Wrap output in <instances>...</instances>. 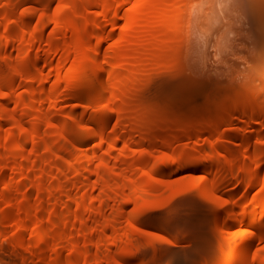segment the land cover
<instances>
[{
    "label": "bare ground",
    "instance_id": "1",
    "mask_svg": "<svg viewBox=\"0 0 264 264\" xmlns=\"http://www.w3.org/2000/svg\"><path fill=\"white\" fill-rule=\"evenodd\" d=\"M48 1L52 3L54 0ZM84 2L86 7L98 5L100 7V10L93 14L89 13L84 15L85 17L83 20H79L78 18L72 19L68 29L72 31V34H74V39H72L73 42L71 45L62 47L59 50L70 52L72 49H76L75 52L81 51L79 52L80 55H82L86 51V53H84V55H86L83 58H81L82 56L78 57V60L76 59L75 61L76 63L70 66V71L67 70L68 72L66 71V74L63 73V76L61 73V68L59 70V67L56 68V76L54 75L56 71L55 73L51 71L53 73L52 78H54L55 85L56 82H58V84L56 86L54 85V87H52L51 89L46 88L47 91L45 90V87L44 89L41 87L39 89V86L35 83V80H30L32 82L28 83L31 95L29 96L30 99L27 100V98L23 97L20 100H22L24 103H28L30 112L26 109V113H28L29 115H34V117H32V122L30 120L31 124L28 120L27 121L29 124L24 121V117L22 115L21 116L23 118L19 116L20 113H18V111L15 109V106L14 108L13 106L11 108V104L9 105L10 102L7 101L9 99L11 100L12 98L10 96V94H12V86H8L10 88V91L3 90L5 83L3 79L0 78V159L2 161V165L0 164L2 167L0 166V168L4 173V170L6 169V167L4 166L8 165L9 167L10 165L9 168L7 167L10 170L11 165H13V169L15 166L16 174L18 176L17 178V176L14 177L13 175L15 180H12L10 178V175L12 176V171H5L8 174L11 173L9 177L7 175L5 176L6 173H4V176L6 177L4 181H7V183L5 182L6 185L4 184L6 189L4 193V201L7 206L4 211V216H6L7 219H10L11 215L13 217L17 211L14 208L19 204L16 201L17 199H15L18 192L16 194H14V192L19 188L18 183L26 182V186L29 183L26 189H24L26 187H24L25 184L23 185L24 188L22 187L24 189V206L27 214V216L25 217L27 218L20 222L18 228L14 233V235L18 236V244L25 250H20L17 254H13L11 252L13 250L10 249V251L7 248V241H9V239H6L7 241H5V244L3 245L4 250H0V258L2 256H5V252L7 249V251H10V253L13 254L12 256L11 254H7L9 256V259L11 260V264H27L26 250H28L32 246H38L40 248L38 253L40 256V260L44 262L46 257L45 248L47 249V244L52 241L51 239H55L58 242L56 248L57 257L54 261H51L52 264H78V260L80 261L81 258L83 259V264H112L109 258V252L106 253L105 251V255L97 254V257H94V255L98 251L97 250L95 252V250H93V247L95 245L94 243H96V241L98 240L94 238L96 229L87 226V224L94 219L98 211L103 214V209L106 206L108 207L109 201L114 198L116 200V203L115 200L112 201H114V203L116 204V206L113 205L116 208H113V210H116L117 214L121 213L122 208L126 203L130 204V202H134L136 205L140 206L139 209L136 210V213L134 212V216L140 219V235H138V231H136V229H139L137 224L133 226L131 224V227H133L130 231L131 239L127 241L126 244L131 246L132 248H135L136 251L140 253L141 259L144 255L142 261L150 264H158L159 262H161V259L165 258V261L168 264H178L176 262L175 255L172 252V245L177 242H187L188 245L193 247L191 253L192 257L190 256L189 252H187L185 255L189 264H226V262L224 263L223 261L224 259H222V254L224 253V251H226V249H229V245H233L235 249V246H238V244H240L238 239L241 240V238L239 237L241 234L244 246H246V248L242 252V255L241 253L238 255V252L236 254L234 253L235 255L234 257H231L229 264H255L257 259H259V262H264V253H262V251L260 250V252L258 251L257 258L253 259V256L257 255V252L254 253L255 251L253 250L254 246H256V239L258 240L259 237L260 239L261 237H264V233H259L264 231V227L260 226L258 228L262 229V231H250V228L247 229L246 226L245 228L247 230L245 229L246 231L241 232L239 236H237L239 237L237 238V240L234 239L235 236H232L233 238L230 237L228 241H226V238L224 239V237L227 236V233L231 232L230 229H232V226L236 227L237 225L234 226L235 224L239 223V221H243V218L241 217L242 211H240L239 208L244 202L243 200H233V203L228 200L230 204L233 205V207L232 205H229L228 201H219L218 203L206 202L204 203L201 212H199V215L197 216L196 220H198V222L194 223L193 217H195L194 209L196 206L195 203L198 201L196 200L197 196L195 194H192V196H196L194 197L196 199H193V197L191 198V195L187 196L190 199L185 196L183 198L184 200L181 199V197H183L182 194L187 190H190L188 188H176L173 195H168V191L165 190L164 187L163 190L161 189L162 192H160L161 190L158 189V185L153 180L154 178H145L146 180L144 179V181L142 175L140 184H130L132 185L131 187L128 184L130 187L128 189H131L129 194L127 192L128 189H126V196L120 197V194L117 195L119 191H117V189L125 188L127 186L125 179H128L125 176V171L121 169L122 167L120 166H122V164H126L127 168L130 165L132 166V164H136L138 166L135 165V169H137V167L140 168V165L142 166V164H147L150 160V156L147 152H142L139 155L136 154L134 156L123 154L125 152H122V155H113L116 147L119 145L120 140H123L125 145H129L131 143L130 139L133 135H130L129 138V134L133 132L134 134L137 131L139 132V134L140 132L142 133V131L140 130H144L147 132V134L145 132V134L142 133V135H144L145 137H142L137 142L140 143V145H148L152 148L147 149V146V151L153 150V146L156 147L157 145H161L164 148L163 159L166 161V163L172 162L174 166L172 167L171 173L174 175L180 173L182 170L184 171V169H187L188 167H191V165H196V168L203 169L204 171H207L206 168L208 165H214L218 161V157L220 156L214 154L213 152H207L208 154L206 156L204 155L201 159L184 161V150H177L176 148H174V142L170 138H163L161 140V135L158 136L160 134L159 131L161 128L168 129L170 127H173L177 122H183V120L179 121V119L181 118L183 119L195 115V111L188 110L187 108L190 104L200 101L203 96L207 95L208 97H210V95L213 94L217 95L219 93H225V95H227L229 98H232L235 91L241 88L234 83L223 85L212 77L206 79L196 78L188 80V84H190V90L187 93H180L179 91H177V89H174L173 83L166 81V76L168 77V75L162 77L158 81H153L152 79L150 80L149 73H151L153 70L156 71L157 67L164 62V58L163 56L161 57V54L164 51L166 43H169L176 38L174 29L175 26H173L175 25V23L173 22H176V20L174 21L173 18L176 17H174L175 15H173L175 13L172 14L171 11L175 12V9L177 11V9L182 6L180 0H168V10L162 7L154 9L150 6L149 0H84ZM215 6H217V3L212 4L210 6V9L214 8ZM205 9L206 11H210V9H208L207 7ZM206 11L204 10V15L207 14ZM220 12L222 11L220 10ZM24 16V22L26 20V22L28 23L32 22V15H29V17L25 16L27 19ZM121 17L125 18V25L120 33L117 32V34L119 33L120 35L116 36L117 34L114 29L119 26ZM23 18L21 19L23 20ZM58 18L62 19V16L59 15ZM108 21L110 22L112 29H110V31L107 29V34L105 35V33L103 34V32H105L104 29L107 27L106 22ZM97 35L99 36V38L95 39H97L98 41L93 40L96 42L95 44V42H92V38ZM10 37L11 36L7 37L6 39H0V48H3L2 45L4 43L8 44L7 42L11 40ZM113 38L115 39V41L111 42L110 40ZM82 50H84V52ZM175 50L176 49H173V51ZM55 51H58V48H56L54 52ZM51 53L52 52L45 55L50 56ZM9 54L7 53L8 58H5L4 61H10L12 55ZM38 55L36 56V58L39 57ZM135 57L140 58V67L141 65H145L147 71L141 70V68L139 70L134 66V63L132 61ZM40 58H37L38 61L41 60ZM13 61L14 60H12V62ZM89 61H92L94 63V66L93 68L91 67V70L86 69ZM121 67H124L125 69L122 71L120 69ZM20 70V68H14L15 74L19 73ZM58 70L60 71V73ZM51 72H48V75H51ZM59 74L62 77H60ZM56 77L57 79H55ZM176 81L177 80H175V83H177V85H179V82H182L180 80L178 82ZM34 83L36 85H34ZM61 83H64L65 90L60 87ZM35 86H38V88H36ZM64 96L74 98L78 100V104L79 101L81 102V104L80 106H76L77 108L73 109L74 111H71L72 114H70L72 120L64 119V121L57 123L58 121L55 122V116L57 119V115L58 113H60V111L57 109V103H59V100ZM4 97L9 98H6V101L3 99ZM161 99L170 101L169 110H171L178 116V120L177 117L170 116V111L169 113L168 110H166V112L162 111L159 108L158 102ZM139 101L140 104L144 105H140V108L138 106L133 107L132 104H135ZM251 101L252 97H241V95L237 102H229V99L224 101V108L218 115L221 117V119L220 117L219 119L222 121L221 124L219 122V125L217 124V126H215V130L220 131V129H222L221 125L223 126V124L231 121L230 118L231 115H234L233 112L241 113L242 110L243 114L241 113L240 115H242V118L243 116H245V118L247 116L248 121H250L249 124H253L254 120L255 122H257V117H260V119L261 117L263 118L262 122L258 121V123L260 122V130L262 131L261 128L264 127V113L259 112L261 113L259 114L256 112V115L253 114L254 116H250L251 118L248 117L247 114H244L248 113V106ZM17 102H19V100H17ZM44 106L45 109L43 110ZM88 112L90 113L89 118L87 119L86 114H88ZM161 112H164L163 121L161 120L162 123L160 122L157 125L153 124L151 117L157 116ZM209 116L211 117L212 114L210 113ZM255 116L257 117L255 118ZM113 118L116 121L114 127H118L115 129H120L121 126L123 127V129L126 128V133L124 131L121 132L122 129H120V131H118L119 134L117 131V134L114 133V135H110V132L108 134V127H110L109 125ZM173 118H176L177 122ZM245 118L242 119L243 122L245 121ZM58 120H60V118H58ZM10 121L12 123V126L9 130L8 135H4V137L2 134V130L7 126V124H10ZM185 121H187V119ZM211 121L212 119H210L209 117H198L193 122H191V127L193 129H207L208 125L210 126ZM260 124H263V127H261ZM254 125L255 123L252 126ZM53 127L56 128L55 132L57 134L54 131L52 133V130L48 131V129H51ZM41 128L47 129V132L45 131L42 133L40 130ZM55 128L53 130H55ZM32 130H36L34 131V135L35 132L37 134L36 138L35 136H33ZM48 132H51L53 135L51 133V136L48 135ZM262 133L264 132H260L261 135ZM140 136L141 135H139L138 138H140ZM235 136L238 135L235 134ZM97 137L100 138V146H102L105 141L109 142V154L111 157L115 156L116 160H119L120 163L122 162L121 164H119L120 168L116 166L117 162L111 164V157L109 158L107 156V159L105 158L106 160L102 159L103 163H100V166L96 165V167H98H94L93 169L95 170L91 169L92 162L96 157L101 159L106 155L104 153V156L102 157L100 156V153L98 154L99 146L98 149H95L94 147L91 148V151L86 154L85 152L82 153L85 154L84 156L81 155V153L75 151L80 146L79 141L90 139L92 140ZM251 138V135L243 137V142L248 147L252 144L254 145H252V147H254L252 150L253 152H249V157L254 161H258V159L256 158H258L259 156L263 157L264 159V138L260 141L256 139L257 142L254 141V137L252 139ZM9 141H12L13 145L11 152H9V157L13 160V164L10 162L9 164L8 162L5 163V158L7 156L4 155L5 153H3L4 149L8 147L7 143ZM83 142L81 141V143ZM250 148L251 147H249V149ZM66 149H69V152L70 150L72 152L69 153V155L71 154V160L68 164L72 166L74 178L76 176L75 180L76 182L78 181V185L75 182V186H78L79 188H83L85 190L86 188L84 184H87L90 181L92 173H94L95 176L97 175L96 183L92 185V188H97V186L102 188L103 186H105V193L103 195L100 194L101 196L99 197V193L101 192L97 193V198L99 197L98 199L100 200L98 206L99 208L96 206L98 205L96 204V202L88 203L89 201H91V199H93L92 196L90 197V194V198L88 197V194H83L79 196L77 195L75 199H72V202L74 201L73 203H75L74 211H72V207L74 204L72 205L71 200L66 201L67 203L64 202L65 204L59 202L58 197H61L62 194L66 193L69 195V193L71 192H67L69 188H67V185L65 183V169L60 168V166L58 167V165H61V167L63 166L59 161L60 159H63ZM106 152L108 153L107 149ZM33 154V157H36V154L38 156L37 159H35L37 161V166H35L33 163L35 161L33 160L34 158L31 159ZM228 157L232 161V166L236 172L242 170L243 172L245 171V174L248 173L245 175V177H249V181L247 180L248 186L251 187L259 182L257 176H259V169L261 168L263 162H260L259 160L260 163L257 164L258 168L253 167L255 168L253 169L252 166L248 164H244V166L240 167V164L236 161V158L238 159V156L235 154H228ZM30 159L32 160V165H30ZM9 160L7 157V161ZM36 168L38 171V175L34 178V176L32 175V170ZM210 168L209 170L212 169ZM13 169L11 168V170ZM154 169L155 171H157L161 169V166L156 163ZM213 170L212 175H209L211 173L208 174L209 176H206L204 174L202 179H199V181L197 180L198 188L202 186V183L209 182V187L206 190L204 200L213 198L220 187V174L222 170L219 168H217L215 171ZM47 172L51 173V175ZM136 172H138V169ZM150 172L153 173L152 169ZM138 174H140V171ZM46 175L47 177L48 175H50L51 177L49 176V179H47ZM134 175L135 174H133V176ZM130 176L132 175L129 174V179ZM136 176L138 177V175ZM139 177L138 179L135 178L137 179L136 181H139ZM129 183H132V181H129ZM157 183L159 182L157 181ZM180 184H177L176 186ZM31 189H33V191L34 189H36L37 192H39V194L36 196L37 199L35 200L34 198L32 200ZM49 200H52L53 204L48 208L47 202ZM198 204H200V202ZM198 204L196 208L198 207ZM228 205L230 208L232 207L231 214L234 213V215L231 217L229 216L231 214L228 213L230 212ZM170 206H173L174 208L177 207L176 209H178L179 207L184 209V213H180L181 215L185 214V209L187 210L188 214L186 213V216L179 217L177 213L175 214L174 211L176 210H174V208L172 209V211H174L172 212L170 210L172 213L170 211L169 213L167 211ZM199 206L201 207L202 203ZM181 208L180 210L183 212ZM81 209L82 211L84 210V212H82ZM180 210H177V212H179ZM250 211L252 213L251 216ZM247 212L250 216V218L246 220L247 224L254 225L255 223H257L258 218L256 217L258 214H256L255 211L252 212V209ZM247 212L245 210L244 216H246ZM33 213H37V216L34 220H32V218L30 219ZM254 213L256 214L255 216ZM261 213H263V210L261 211ZM209 214L214 215L212 216V218H214L210 219ZM111 215L107 216V218L111 217ZM261 215L260 217H262ZM114 216L113 218L105 219L104 222L103 219H101L103 222V227L100 231H102L103 233H107V231L109 232L110 229V231H114L116 224L118 223V216ZM259 219L258 225H260V223L262 222V220L260 222ZM98 220L100 219L98 218ZM28 225L34 230V232L36 231L35 234H32L31 238L26 237L23 231V229ZM86 226L89 228H86ZM6 237L7 234L5 228L0 223V238ZM118 238L119 237L116 235L114 239H110V241L106 244V250L110 251L113 247V244L116 243L117 240H119ZM68 240H71L73 248H71V252L66 255L63 253V248L67 243L66 241ZM236 241L238 243H236ZM97 243L99 244V242ZM96 245L94 249L97 247ZM238 248L239 247H236V249ZM252 251H254V255L252 256V258L249 256L251 260H247V263H245L246 256L250 255ZM101 253H104L103 250L101 251ZM8 256L5 257L8 258ZM122 256L125 255L120 254V257ZM249 257L247 256L248 259Z\"/></svg>",
    "mask_w": 264,
    "mask_h": 264
},
{
    "label": "rangeland",
    "instance_id": "2",
    "mask_svg": "<svg viewBox=\"0 0 264 264\" xmlns=\"http://www.w3.org/2000/svg\"><path fill=\"white\" fill-rule=\"evenodd\" d=\"M149 1H150V6L153 7L154 9L158 7L167 9L169 7V5H167L168 0H149ZM180 1H181L182 6H180L177 9V11L175 9V12L171 11L172 14L175 13L173 15H175L174 17H176V18H173V20L174 21L176 20V22H173L172 20V22L175 23V25H173V23L172 25L175 26L174 29H175L176 38L170 41L169 43H166L164 47V51L161 54V57L163 56L164 58V62L157 67L156 71L153 70L151 73H149L150 80L152 79L153 81H158L162 77L168 75V77L166 76V81L173 83L174 89L175 90L177 89V91H179L180 93H187L190 90V84H188V80L196 79V78L206 79L210 77L216 79L218 82H220L223 85L234 83L238 85V87H240L241 89H237V91H235V93L233 94L232 98H229L227 95H225V93L223 94L219 93L217 95L213 94V95H210V97H208L207 95L203 96L200 99V101L190 104L187 108L188 110L195 111L196 114L191 117H186L183 119L182 118L179 119L178 116L174 112L169 110L170 109L169 100L161 99L158 102L159 108L162 111H166V110H168V112L170 111L171 112V113L169 112L170 116L177 117V120L178 119L179 121L183 120V122L182 121L177 122L176 118H173L177 122L175 123V125L177 124L178 125L177 126L174 125L173 127H170L168 129L161 128L159 131L160 134L158 136L161 135L160 136L161 140L163 138L172 139L174 142L173 144L174 148H176L177 150L183 149L184 150V156H183L184 161L201 159L204 155L206 156L208 154L207 152H211V153L213 152L214 154L219 155L220 157H218L219 158L218 161L214 165H211V164L208 165L206 168L207 171L206 170L204 171L203 169H200V168H196V165H191V167L184 169V171L182 170L183 172L181 171L180 173L176 174L177 175L176 176L171 173L172 167L174 166L172 162L166 163V161L163 159L164 148L161 145L160 146L157 145L156 147L153 146V150L147 151L148 148H151L150 146L148 145L144 146L142 144L140 145V143H137L139 139H141L142 137H145L144 135H142V133L145 132L147 134V132L144 130H140L142 131V133L140 132V134L138 131L135 134L134 132L129 134V138H130V135H133L131 136V139H130L131 143L129 145L128 144L125 145L124 141L120 140L119 145L116 147L114 154H113V155H122V152H125L123 154H126V155L129 154V156L131 155L134 156L136 154L139 155L142 152H147L150 156V160L148 161L147 164L145 163L146 165L142 164V166L140 165V168L137 167L138 172H136L137 169H135L136 164H132V166L130 165L131 167L129 166L127 168H126L127 166L126 164L125 165L122 164V166H120L119 164H121L122 162L120 163L119 160H116L115 156L111 157L109 154V149H108L110 146L108 145L109 142L105 141L103 145L100 146L101 142L99 141L100 138L98 137L92 140L91 139L81 140L82 142L85 141L83 143L79 141L80 146L75 151L81 153V155L84 156L86 153L91 151V148L94 147L95 149L96 148L98 149V146H99L98 154L100 153V156L103 157L104 156L103 154L105 153L106 157L104 156V158H101V159L96 157L95 160L92 162V166L90 165L92 167L91 168L92 170H95L93 169L94 167L97 168L98 166H100L103 163V160L107 159V156L113 159L112 160L110 158L111 164L117 162L118 165L116 163V166L118 168L122 167L121 169L125 171V176L128 179H125V182L127 184L125 188L117 189V191L119 190L117 195L120 194L119 195L120 197L126 196L127 192L129 194L131 189H128V188H130L132 185H137V183L140 184V179L142 175H143V180L149 177H151L152 179L154 178L153 180L158 185V189L163 190V187H164V189L168 191V195H173L176 188L190 189L184 193L182 192L183 194L181 193L183 196L181 197V199H183L184 196L187 197L188 195H191V198L192 197L193 199L197 198L196 200L200 202V204H198L199 203L198 201L195 203L196 206L198 204V207L196 208L195 206V209H194L195 211V214H194L195 217H193L194 223L198 222V220H196L197 216L199 215V212H201L202 207L204 206V203L206 202L218 203L219 201L224 202V201L230 200L231 203H233L237 199L243 200L244 202L239 207L240 211H242L241 217L243 218V221H239V223L235 224L234 226L237 225L236 227L232 226L231 228L233 230L230 229L231 232H228L227 236L224 237V239L226 238V241H228L229 238L232 236H235L234 239L236 240L239 237L241 238V240L238 239L240 244H238V246H235V249L233 245H229L228 246L229 249H226V251H224V253L222 254V259H224L223 260L224 263L226 262V264H229L232 256L234 257V255L237 252H238L237 253L238 255L240 253L242 255V252L246 248V246H244L243 239L240 233L243 231H246L248 228H250L249 229L250 231L252 230L262 231V229H258V228L260 226L264 227V159L263 157L259 156L258 158H256L258 159V161L256 159H255L256 161L251 160V158L249 157V152L250 151L253 152L252 151L254 148L252 147L253 144L249 146L251 147L249 149V147L243 142V137L244 136L247 137V135L249 136L251 135L252 138L254 137L255 138V140L253 139L254 141H256V139L260 141L261 139L264 138L262 137L264 136L263 135L264 133H262V135L260 134V132H264L263 124H260L261 127H263L261 128L262 129L261 131L260 126H259L260 122L258 123V121L262 122L263 118L261 117L260 119V117L255 116V118L257 117L258 121L255 122L254 120V123L256 126L258 123V126L257 127L255 125L252 126L254 123L249 124L250 121H248L247 116L246 118L245 116H243L242 118V115L240 114L241 113L243 114V112L240 109L241 113L233 112L234 118L231 115V118H230L231 121L223 124V126L221 125L222 129H220V131L215 130V126H217V124L219 125V122L221 124L222 120H220L221 117L218 115L220 114V112H222L224 108V101L229 99V102H237L238 99L240 98V95L241 97L242 96L252 97V101L250 102L248 106V111H247L248 113H244V114H247L248 117H250L253 114L256 115V112L264 113V0H180ZM214 3H217V6L210 9V6ZM206 7L210 9V11L208 10L206 11L205 9ZM218 7L219 8L222 7V8L219 9ZM0 10H1L0 12V39H6L7 37L11 36L10 37L11 40L7 42L8 44L4 43L5 45L4 44L2 45L3 48H0V78H2L5 83L3 90L10 91V88L8 86L9 85L12 86V90H11L12 94H10V96L12 97L11 100L9 99L7 101V99L10 96L4 97L3 99L6 100L7 102H10L9 105L11 104L10 105L11 108L12 106L13 108L14 106L16 107L15 109L18 111V113H20L19 116L21 118L24 117L23 118L24 121L28 123V121L30 122L31 120L32 122V117H34V115L31 113H30L31 115L26 113L27 110H29L28 103L27 102L24 103L22 100H20L23 97L27 98V100L30 99L29 96L31 95H30L28 83L35 80L36 81L35 83L39 86V89L40 87L43 89L45 87V90L47 91L46 88L51 89L55 85L54 78H52V75L57 70L56 68L59 67V70L61 68V73L63 76L64 75L63 73H65L67 70L70 71L69 69L71 68L70 66L76 63L75 61L76 59L78 60V57L82 56L81 58H83L86 55V54L84 55V53H86V51L84 52V50H82L84 53L83 54L81 53L82 55H80L79 52L81 51L75 52L76 49L75 50L72 49L70 52H66V51L59 50V49L65 46H69L73 42L72 39H74L73 37L74 34H72V31L68 29L72 19L78 18L79 20H83L85 17L84 15L89 14V13L93 14L95 12H98V10H100V7L98 5L86 7L84 0H54L52 3L49 2L48 0H0ZM204 10L207 13L206 15H204L205 14ZM220 10L222 12H220ZM24 15L28 17L29 15H32L33 16L32 22L28 23L26 22L27 20L24 22L25 20L23 18ZM59 15L62 16V19L58 18ZM21 18H23V20ZM125 21H126L125 18L123 17L120 18L119 26L116 27V29H114L116 34L117 32L120 33V31L123 29L125 25L124 23ZM106 25L107 27L104 29L105 32H103V34L105 33V35L107 34L106 33L107 29L109 31L110 29H112L109 21L106 22ZM119 33L116 36H119L120 35ZM95 38L98 39L99 36L98 35L94 36L92 38V42H95L97 40ZM110 41L113 42L115 41V39L113 38ZM56 48H58V51L54 52ZM173 49H176V50L173 51ZM215 50L217 51V53ZM50 52H52L53 55L51 53L50 56H46ZM7 53L8 54L10 53L12 55L11 59L14 60L13 62L11 59L10 61L9 60L4 61L5 58H8ZM37 55L39 56L37 58H40V55H41V58H40L41 60L39 59L40 61H38V59L36 58ZM90 62L92 63V65ZM132 62L134 63V66L138 68L139 70L141 68V70L147 71L145 65L143 66L141 65L140 67V58L135 57L133 58ZM93 66H94V63L92 61H89V64L86 66L87 67L86 69L91 70ZM16 67L21 69L19 73L17 74H15L14 72V68ZM120 69L123 71L125 68L121 67ZM48 72L49 73L51 72V75H48L49 74ZM56 74H57V71L54 75L56 76ZM62 76L60 75V77ZM55 79H57V77ZM175 80H177L176 82H178L179 80L182 82L181 83L179 82V85H177V83H175ZM35 83L34 85H36ZM57 84L58 82H56V85ZM38 86L37 87L35 86V87L38 88ZM60 87L63 90H65L64 83H61ZM17 100H19V102H17ZM57 104H58V107L57 105L56 107L60 111V113H58L57 119L55 116V122L58 121L57 123H60L61 121H64V119L72 120L71 111H74L73 109H76L77 108L76 106H80L81 102L79 101V104H78V100L71 98V97L64 96L59 100V103ZM132 105L133 107L138 106L140 108V105L143 106L144 104H140V101H139ZM45 106L43 110L45 109ZM89 113L90 112L86 114L87 119L89 118ZM210 113L212 114L211 117L209 116ZM163 117H164V112H161L159 115L151 117L152 118L151 120L153 124L157 125L161 122V120L163 121ZM198 117H201V118L209 117L210 119H212V121L210 122V126L208 125L207 129H197V128L193 129L191 127V122H193ZM58 118H60V120H58ZM241 118L242 119L245 118V121L243 122ZM186 119L187 121H185ZM115 122L116 121L113 118V120L111 121L109 125L110 127H108L110 130V131L108 130V134L109 132H110V135H114V133L117 134L116 131L118 132L120 131V129H122L121 132L124 131L126 133L125 127H124L125 129H123V127L120 126V129L116 130L115 128H118V127H114ZM11 126H12V123L10 121L9 125L7 124L6 127L4 126L5 128L3 127L4 129L2 128L3 136L8 135ZM54 128L55 127L48 129V131L52 130L51 132L53 133V131L54 132L56 131V128L55 130H53ZM40 130L42 133L45 131L47 132V129L45 128H41ZM34 131H33V136H35L36 138L37 134L35 132V135H34ZM51 132H48V135L51 136L52 134ZM235 134H237L238 136H235ZM139 135H141L140 138H138ZM235 137L236 138L238 137V138L236 139ZM253 140H252V143H253ZM7 146L8 147L4 149L3 153H5L4 155L8 157V160L10 159L9 161H7V157L5 158L6 160L5 163L8 162L9 164V162L10 163L13 162V160L9 157L10 156L9 152H11L12 146H13L12 141L11 142L9 141L7 143ZM29 147H32V146H29ZM106 149L108 153L106 152ZM70 152H69V149H66L63 159H60L59 161L60 164H62L63 166L61 167V165H58V167L60 166V168L65 169V183L67 185V188H69L67 192L68 191L69 192L71 191V192L69 193V195L66 193V194H62L61 197H58L59 202L64 203L66 201L71 200L72 205L74 204L72 207V211H74L75 203H73L74 201L72 202V199H75L77 195L79 196L83 194H88V197H89V194H90V197L92 196L93 199H91V201H89L88 203L96 202V204H98L96 206L98 207L99 201H100L98 198L101 196L100 194L103 195L105 193V190H104L105 186H103L102 188L98 186L97 188H94V189L92 188V185L96 183V179H97V175L95 176L94 173H92L90 181L87 184H84L86 188L85 190L83 188L81 189L78 186H75L78 183V181L76 182L75 180L76 176L74 178V173L72 172V166L68 164L69 161L71 160V156H70L71 154L69 155ZM84 152L85 154H82ZM34 154L31 157V159L34 158L33 160L37 159L38 157L37 154H36V157H33ZM228 154H235L238 156V159L236 158V161L240 164V167L244 166V164L245 165L248 164V165H251L252 168L253 167L258 168L257 164L260 162H263L261 168L259 169V173H258L259 176H257L259 182L251 187L248 186L247 182L249 181L248 180L249 177L247 176H246L247 178L245 177V175L248 173L245 174L244 173L245 171L243 172L242 170H239L238 172H236L232 166V161L229 159ZM31 159H30V165H32ZM1 162L2 161L0 159V164ZM33 163L35 166H37L36 160ZM156 163H158L161 166V169L157 171H155L154 169V166L156 165ZM96 165L98 166L96 167ZM4 167H6V169ZM4 167H3L5 169L4 173H6L5 172L6 170L8 172L12 171V176L10 175L11 173L9 174L6 173L5 176L7 175L9 177L10 175V178L12 180H15L14 177L17 176L15 166L13 169V165H11V168L13 170H11V168L10 170L8 169L10 165L9 167L8 165ZM208 167L209 168L211 167L212 169L210 168L211 170H209ZM215 168L216 169L219 168L222 170L220 174L221 176L220 177V187L217 193L213 196V198L204 200L206 190L209 187V182L202 183V186L198 188L197 180L199 181V179H202L204 174L206 176L212 175V170ZM151 169L153 173L150 172ZM1 171L2 170L0 168V223L5 228L7 237L0 238V250H4L3 245L5 244V241H7L6 239H9V241H7L8 242L7 245L8 246L11 245V246L8 247L6 245L7 248L9 250L10 249L13 250V251L10 250L13 254L14 253L17 254L20 250H25L18 244V236L14 235V233H15V230L18 228L20 222H22L23 220L27 218L25 217L27 216V214H26L25 206H24L23 191L24 189L28 187L29 183L27 186H26L27 184L26 182L18 183L19 188L15 190L14 194L18 192L17 197L15 199H17L16 201L19 204L16 205L14 209H16L17 211L19 210V211L18 212L16 211V214L14 213L15 215L13 217L11 215V218L7 219L6 216H4V211L7 207L4 201V193L6 190L5 182L7 183V181H4L6 177L4 176L3 171L2 173ZM139 171H140V174H138ZM48 174L51 175V173H48ZM129 174L132 175L130 176V179L128 177ZM133 174L135 175L133 176ZM32 175L34 176V178L38 175L37 168L32 170ZM50 175H48V177ZM136 175H138V177L140 175L139 181H136L138 179ZM48 177L46 175L47 179H49ZM129 181H132V183H129ZM157 181L159 183H157ZM128 184L129 185L132 184V185H130L129 187ZM177 184H180L178 185L179 187L176 186ZM23 185L24 187L25 186L26 187L24 188ZM20 186H21V189H20ZM126 189H128L127 192H126ZM31 190H32L31 191L32 200L33 198L34 200L37 199L36 196L39 194V192H37L36 189H34V191L36 190L35 192L33 191V189ZM162 190L160 192H162ZM77 191L78 193L79 192L81 193L78 194ZM95 191H96V194H95ZM97 193H99L98 198H97L98 196ZM192 194L193 195L195 194L197 197L192 196ZM112 200H115V199L113 198ZM112 200L109 201L108 207L106 206L103 209L102 211L103 214L98 211L94 219L91 220L90 223L88 222L87 224V226L96 229L95 230L96 234L94 235L95 236L97 235V236L96 237L94 236V238L98 240L94 244L96 245L98 244L97 242H99V244L96 245L97 247L95 249H94L95 245L93 247V250H95V252L97 250H98L97 252L100 251L99 253L96 252V254L94 252L95 254L94 257L95 256L97 257V254L105 255V251H106V253L108 252L110 253L109 258L112 264H150L145 261H142V259L144 258V255L143 256L141 255L142 256V259H141L140 253L137 252L135 248H132L131 246L126 244L127 241L131 239L130 231L133 228L131 227V224L132 226L137 224L139 229H136V231H138V235H140V219L134 216V212L136 213V210H138L140 206L136 205L134 202H130V204L126 203L124 207L122 208L121 213L117 214L116 210L115 211L113 210V208L114 209L116 208L113 206V205L116 206L115 204L116 200H115V203ZM47 203L46 204L49 208L50 206H52L53 201L49 200ZM201 203H202V206L200 207L199 205H201ZM229 205H232V204H230L229 202ZM173 208H174L173 206H170L167 212H169L170 210L172 211ZM176 208L177 207L174 208V210L176 211L174 210L173 211L175 212V214L177 213L179 217L186 216L188 214L187 210L185 209V214L186 213L187 214L181 215L180 213H184V209H182L181 207H179L178 209ZM180 208L183 210V212L180 210ZM231 208L229 207L230 209L229 210L230 212H228L229 214H231L232 212ZM251 209H252V212L255 211L256 214H258L256 217L258 219L260 215L262 214L261 216L263 217V219L262 217H260L259 219L260 222L262 220L261 223L259 222L260 225H258V219H257V223H255L254 225L247 224L246 220L250 218L252 214L250 211V216H249L248 215L249 213L247 211ZM177 210H180L181 212L180 211L177 212ZM245 210L247 212L246 216H244ZM262 210H263V213H261ZM82 212H84V210ZM111 214L113 216L115 215L114 217L118 216L117 217L118 223L116 224L117 228L115 227L116 230L114 229V231H110L111 230L110 229L109 232L107 231V233H103L102 231H100L101 228L103 227V222L105 221V219L113 218ZM256 214L254 213V216ZM110 215L111 217L107 218V216H110ZM233 215L234 213L229 216L231 217ZM36 216H37V213H33L30 219L32 218V220H34ZM212 216L214 215L209 214L210 219L214 218V217L212 218ZM98 218L100 220L103 219V222L102 220L101 221L98 220ZM87 226L86 228H89ZM23 231L25 233V236L28 238H31L32 234L36 233V231L34 232V230L29 225L26 226L23 229ZM259 233L263 234L264 231L259 232ZM98 234L102 238L99 237ZM116 235L119 237L118 238L119 240H117V242L113 244V247L110 251L106 250V244L110 241V239H114ZM51 240L52 241L49 242V244H47L48 246L47 249L45 248V251H46L45 261L42 262L40 260V256L38 254L40 248L38 246H32L28 250H26L27 264L28 263L29 264H52L51 261H54L55 258L57 257L56 248H57L58 242L55 239L54 240L51 239ZM66 242L67 243L65 244L63 248V253L67 255L69 254V252H71L70 250L71 248H73V244L71 240L70 241L68 240ZM236 243L238 242L236 241ZM100 245L104 253H101L102 250L100 248ZM172 247H173L172 252L175 255L176 262L178 264H189L185 255L187 252H189L191 256L193 247L188 245L187 242H177L174 245H172ZM236 247H239L238 248L239 250L236 249ZM253 250L255 252L252 251V253L257 252V255H254V253L247 255L248 257L250 256L251 258L254 255L253 259L257 258L259 250L262 251V253H264V237H261V239L259 237L258 240L256 239V246H254ZM10 251H7L6 249L5 256H8L9 254H11L12 256L13 254L10 253ZM120 254H123L125 256L120 257ZM5 256H2L0 258V264H11V260L9 259V256L8 258ZM247 256L245 259L246 260L245 263H247V260H251V258L249 257L248 259ZM165 260H166L165 258L161 259V262H159L158 264H168L166 263ZM78 262H79L78 264H83V259L81 258L80 261L78 260ZM260 262H259V259H257L255 264L256 263L260 264ZM261 264H264V262H261Z\"/></svg>",
    "mask_w": 264,
    "mask_h": 264
}]
</instances>
